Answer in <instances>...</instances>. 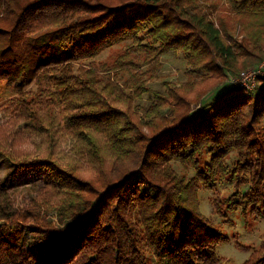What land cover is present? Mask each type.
I'll use <instances>...</instances> for the list:
<instances>
[{"label": "trees", "instance_id": "16d2710c", "mask_svg": "<svg viewBox=\"0 0 264 264\" xmlns=\"http://www.w3.org/2000/svg\"><path fill=\"white\" fill-rule=\"evenodd\" d=\"M263 62L264 0H0V264H233L200 192L264 218Z\"/></svg>", "mask_w": 264, "mask_h": 264}, {"label": "rangeland", "instance_id": "374dc122", "mask_svg": "<svg viewBox=\"0 0 264 264\" xmlns=\"http://www.w3.org/2000/svg\"><path fill=\"white\" fill-rule=\"evenodd\" d=\"M124 52L123 45H116L108 49L106 52L100 54L98 61L113 63L119 55ZM263 75L264 62L259 67ZM258 69V70H259ZM183 67L181 61L173 56H167L165 59V67L162 77L155 83V88H164L163 81L170 80L173 82L182 80ZM257 70H250L245 74L251 77L246 78L242 75L236 79L237 84L248 89H254L258 85V81L253 78ZM15 96L14 89L6 82L0 84V127H3L9 120V117L4 115L2 110L10 104L11 99ZM7 170L4 166H0V176L4 177ZM194 175L193 170L190 171ZM35 180L34 175L30 173H23L19 175L14 185L23 189ZM218 192L223 196V201L230 194L226 184L218 185ZM217 196L216 191L202 188L200 192V209L204 216L210 218L218 229L225 235L224 241L218 248L221 257L230 260L233 264H243L252 254V247L259 248L262 240H264V218L260 220L249 218V215H242V212H232L222 205V214L216 213L213 201ZM223 215V216H222Z\"/></svg>", "mask_w": 264, "mask_h": 264}, {"label": "built area", "instance_id": "2783aa9c", "mask_svg": "<svg viewBox=\"0 0 264 264\" xmlns=\"http://www.w3.org/2000/svg\"><path fill=\"white\" fill-rule=\"evenodd\" d=\"M262 73V71H260V69L259 70H257L256 72H255V76L253 77V78H255L256 77V75H259V74H261ZM244 76H246V78H249V77H251L250 75H248V74H243ZM263 75H264V70H263ZM237 83V82H236Z\"/></svg>", "mask_w": 264, "mask_h": 264}]
</instances>
